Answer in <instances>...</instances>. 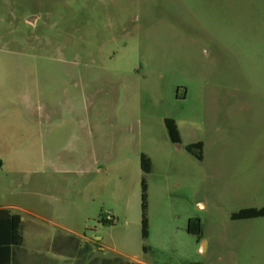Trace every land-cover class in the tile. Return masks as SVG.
Listing matches in <instances>:
<instances>
[{"label": "rangeland", "instance_id": "1", "mask_svg": "<svg viewBox=\"0 0 264 264\" xmlns=\"http://www.w3.org/2000/svg\"><path fill=\"white\" fill-rule=\"evenodd\" d=\"M263 205L264 0H0V206L29 260H73L46 245L71 228L146 264H264V216L230 218Z\"/></svg>", "mask_w": 264, "mask_h": 264}, {"label": "trees", "instance_id": "2", "mask_svg": "<svg viewBox=\"0 0 264 264\" xmlns=\"http://www.w3.org/2000/svg\"><path fill=\"white\" fill-rule=\"evenodd\" d=\"M164 126L166 128L168 137L173 143H180L181 138L176 122L172 118H164ZM187 153L192 155L194 158L201 160L203 154V143L202 141H195L188 143L184 146ZM139 166L142 171L140 178V199H141V237L145 239L147 237V184L145 175L150 171V159L145 154L139 156ZM264 216V207L255 208L247 207L241 208L238 211L231 213L230 218L233 220L237 219H248L253 217ZM99 222L103 225H112L113 219H106L101 216ZM18 213L12 212L8 208L0 207V264H9L10 261V249L13 246H21L23 243L22 236V224ZM186 231L192 235H199L201 233V222L197 217L189 218L187 221ZM145 250V246H143Z\"/></svg>", "mask_w": 264, "mask_h": 264}, {"label": "crops", "instance_id": "3", "mask_svg": "<svg viewBox=\"0 0 264 264\" xmlns=\"http://www.w3.org/2000/svg\"><path fill=\"white\" fill-rule=\"evenodd\" d=\"M188 219L189 217H187V221ZM66 230L68 232V236L60 233L52 240V243H50L49 241L46 245L50 249H53L55 253L58 254L57 256H62L63 252H65V249L68 247L74 248L76 251V253L73 256L74 259L73 260L63 259L61 261L54 260L46 264H98L99 258L101 257L100 254H102L100 251L106 249L118 251L126 259V260H121L119 262L115 260L113 261L112 259H108L109 264H146L137 254L129 255L121 250L115 249V247H112L109 243L103 242L102 240L97 239L93 235H88L83 231H79L71 228H67ZM51 238L52 237H50V239ZM32 253H33V255H31L32 258L29 260L28 256L30 255V253L27 252L25 248L24 238H23V243L21 246L11 247L9 264H44L43 261L41 262L39 258H36L34 256L37 255L38 253V246L34 247ZM47 253H48V257H51L50 255L51 253L50 252ZM104 260L105 259L101 260L102 263L104 262Z\"/></svg>", "mask_w": 264, "mask_h": 264}, {"label": "built area", "instance_id": "4", "mask_svg": "<svg viewBox=\"0 0 264 264\" xmlns=\"http://www.w3.org/2000/svg\"><path fill=\"white\" fill-rule=\"evenodd\" d=\"M112 217L109 216L108 214L106 215V219H111Z\"/></svg>", "mask_w": 264, "mask_h": 264}, {"label": "flooded vegetation", "instance_id": "5", "mask_svg": "<svg viewBox=\"0 0 264 264\" xmlns=\"http://www.w3.org/2000/svg\"><path fill=\"white\" fill-rule=\"evenodd\" d=\"M261 207H264V205H263V206H261ZM261 207H255V208H261Z\"/></svg>", "mask_w": 264, "mask_h": 264}]
</instances>
